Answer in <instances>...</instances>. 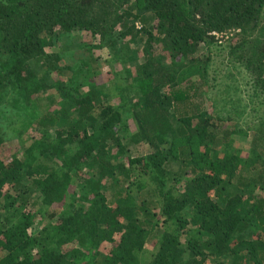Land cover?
<instances>
[{"label":"trees","instance_id":"1","mask_svg":"<svg viewBox=\"0 0 264 264\" xmlns=\"http://www.w3.org/2000/svg\"><path fill=\"white\" fill-rule=\"evenodd\" d=\"M263 16L264 0H0V107L37 109L41 134L21 158L0 120V264H264V122L235 146L200 57ZM135 40V71L96 84L93 52Z\"/></svg>","mask_w":264,"mask_h":264},{"label":"rangeland","instance_id":"2","mask_svg":"<svg viewBox=\"0 0 264 264\" xmlns=\"http://www.w3.org/2000/svg\"><path fill=\"white\" fill-rule=\"evenodd\" d=\"M135 24L138 30L142 29V23L136 21ZM218 34L220 38L217 39L213 34V40L203 43L200 52V57L209 60L208 108L221 127L239 131L234 136L235 146L248 154L252 149L254 135L258 128L262 129L261 124L264 122V66L256 71L248 68L251 60L263 61L264 64V16L253 36L246 37L240 30H228ZM71 40L63 41L57 51L67 52L68 49L75 51L77 46L70 47ZM157 51L161 53L160 50ZM93 57L94 71L97 73L94 82L107 85L109 88L115 87L117 85L115 81L122 79L124 68L133 73L136 66L144 60L143 42L135 40L120 44L115 51L95 50ZM72 62L74 60L70 57L64 60L67 64ZM61 79L63 78L59 77V80ZM116 97L114 95L112 100L116 101ZM110 101L109 99L108 102ZM6 102V106L0 107V120L5 123L7 129L8 127L11 131L16 129L18 133L10 132L5 147L11 154L22 158V152L28 148L32 140L41 137V134L31 127L32 119L37 117L38 110L25 111L20 101L15 100L14 97L8 98ZM40 108L44 107L40 106ZM129 126L135 131V125L131 121ZM148 154H150V148L143 143L132 147L130 155L140 158ZM71 190L74 191L75 187ZM262 195L264 196V193ZM39 230L40 227H35L34 233ZM110 249L111 247L107 245L103 252L107 253ZM148 250L149 254L147 251L143 255L147 259L150 257L151 247Z\"/></svg>","mask_w":264,"mask_h":264},{"label":"built area","instance_id":"3","mask_svg":"<svg viewBox=\"0 0 264 264\" xmlns=\"http://www.w3.org/2000/svg\"><path fill=\"white\" fill-rule=\"evenodd\" d=\"M214 36H216V37H217V39H219V38H220V36H219V34H218V33H214Z\"/></svg>","mask_w":264,"mask_h":264}]
</instances>
